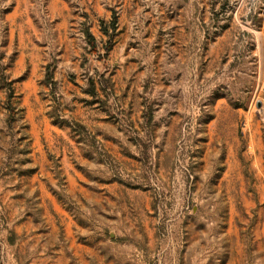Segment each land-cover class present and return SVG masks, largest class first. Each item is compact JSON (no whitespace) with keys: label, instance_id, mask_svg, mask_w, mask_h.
I'll list each match as a JSON object with an SVG mask.
<instances>
[{"label":"rangeland","instance_id":"rangeland-1","mask_svg":"<svg viewBox=\"0 0 264 264\" xmlns=\"http://www.w3.org/2000/svg\"><path fill=\"white\" fill-rule=\"evenodd\" d=\"M0 264H264V0H0Z\"/></svg>","mask_w":264,"mask_h":264},{"label":"trees","instance_id":"trees-1","mask_svg":"<svg viewBox=\"0 0 264 264\" xmlns=\"http://www.w3.org/2000/svg\"><path fill=\"white\" fill-rule=\"evenodd\" d=\"M112 25H113V27H114V15H113V22H112ZM86 36L92 38V35H91L89 32H86Z\"/></svg>","mask_w":264,"mask_h":264}]
</instances>
